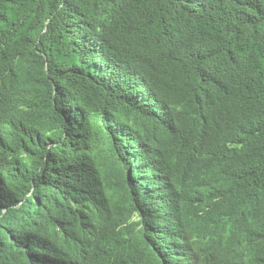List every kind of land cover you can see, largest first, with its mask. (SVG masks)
I'll return each instance as SVG.
<instances>
[{
	"label": "trees",
	"instance_id": "16d2710c",
	"mask_svg": "<svg viewBox=\"0 0 264 264\" xmlns=\"http://www.w3.org/2000/svg\"><path fill=\"white\" fill-rule=\"evenodd\" d=\"M0 264H264V0H0Z\"/></svg>",
	"mask_w": 264,
	"mask_h": 264
},
{
	"label": "clouds",
	"instance_id": "9594fccd",
	"mask_svg": "<svg viewBox=\"0 0 264 264\" xmlns=\"http://www.w3.org/2000/svg\"><path fill=\"white\" fill-rule=\"evenodd\" d=\"M130 167H131V169H132V171H133V168H132V166L130 165Z\"/></svg>",
	"mask_w": 264,
	"mask_h": 264
}]
</instances>
